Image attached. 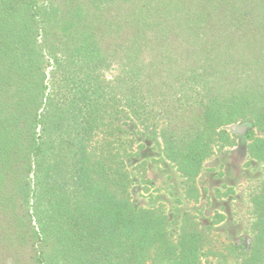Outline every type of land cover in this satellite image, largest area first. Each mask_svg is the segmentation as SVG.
<instances>
[{"label": "trees", "instance_id": "obj_1", "mask_svg": "<svg viewBox=\"0 0 264 264\" xmlns=\"http://www.w3.org/2000/svg\"><path fill=\"white\" fill-rule=\"evenodd\" d=\"M242 122L264 169V0H0V264H264V180L247 250L191 212L172 239L134 208L120 140L157 131L197 203Z\"/></svg>", "mask_w": 264, "mask_h": 264}, {"label": "rangeland", "instance_id": "obj_2", "mask_svg": "<svg viewBox=\"0 0 264 264\" xmlns=\"http://www.w3.org/2000/svg\"><path fill=\"white\" fill-rule=\"evenodd\" d=\"M249 129L248 122L226 128L237 143L216 149L204 162L196 179L199 200L193 203L185 200L182 179L156 146L157 131H144L132 124L122 127L125 132L120 140H127L131 149L126 162L134 208L159 210L166 217L167 233L172 239L178 236L183 213L191 212L220 252L228 245L247 250L251 242L250 197L264 180L263 165L248 158L244 134Z\"/></svg>", "mask_w": 264, "mask_h": 264}]
</instances>
